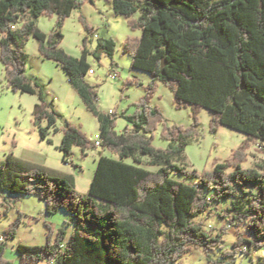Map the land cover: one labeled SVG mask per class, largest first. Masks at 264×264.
<instances>
[{"label":"trees","instance_id":"16d2710c","mask_svg":"<svg viewBox=\"0 0 264 264\" xmlns=\"http://www.w3.org/2000/svg\"><path fill=\"white\" fill-rule=\"evenodd\" d=\"M85 1L96 0H0V62L4 66L7 90L39 97L34 108V124L43 140L58 133L59 114L45 99L43 87L26 75L29 54L26 43L38 42L44 59L53 60L67 71L69 83L83 99L84 106L99 122L102 147L120 160L101 155L88 195H81L72 175L21 161L14 155L0 161V190L11 195H34L46 204V213L64 210L73 226L71 237L63 228L55 233L46 222L48 240L40 246L20 244L19 264H179L193 248L202 249L211 264H240L239 254L251 256L264 247V166H243L253 143L264 145V0H112L117 15L123 16L139 38H127L123 53L133 69L145 71L153 84L133 115L123 114L132 126L123 134L115 131V115L97 107L98 87L87 82L92 67L90 56L114 59L116 42L101 39L91 52L84 41L82 58L64 49L63 27L67 18L82 9ZM140 14L139 18L133 17ZM57 17L51 33L36 23L43 16ZM85 32L97 36L81 18ZM156 82L170 87L176 109L188 107L192 127L165 124L151 99ZM211 113L213 133L222 126L244 133L242 147L214 169L199 173L178 163L186 147L200 137L198 115ZM46 123L42 127V123ZM163 124L162 138L170 142L157 149L152 138ZM75 146L86 150L97 147L80 129L67 125L60 151L69 164ZM136 164L156 167L149 171ZM172 175H181L179 181ZM219 215L226 221L216 235L203 231L194 220L210 212L213 203L230 200ZM11 225L6 239L16 238ZM234 230L232 250L223 248L225 230ZM244 229L243 232H239ZM5 243L0 244V264ZM220 250V258L211 252ZM258 264H264V261Z\"/></svg>","mask_w":264,"mask_h":264},{"label":"rangeland","instance_id":"374dc122","mask_svg":"<svg viewBox=\"0 0 264 264\" xmlns=\"http://www.w3.org/2000/svg\"><path fill=\"white\" fill-rule=\"evenodd\" d=\"M112 0H96L94 4L85 1L82 9L76 10L71 17L67 18L63 27L64 40L61 48L75 58H82L84 41L87 49L93 52L101 39H114L116 42V53L114 59L103 55L99 61L94 56L88 59L94 71L88 74L86 80L93 86H97L98 102L97 107L104 114H113L115 120V131L123 134L131 130L132 126L123 114L133 115L137 106L146 96L148 89L153 84V78L145 71L133 69L131 58L123 53V44L128 37L139 38L141 30L133 31L128 20L117 15L113 9ZM140 14L134 15L133 19L139 18ZM81 18L94 28L96 34L88 35ZM40 30L46 34L52 32L57 25L55 15L43 16L36 20ZM38 41L31 37L26 43V51L29 54V63L26 75L43 87L44 96L49 107L59 114L57 126L59 132H51L48 140H43L40 135V128L34 124V108L40 103L37 95L14 93L7 90V82L4 75V66L0 62V161H7L11 154L21 161L50 168L62 175H72L75 178L76 190L81 195H88L92 180L101 155L120 160L105 147H92L86 150L83 155L82 149L75 146L71 162L66 164L63 160V153L59 150L64 129L72 125L82 131L83 134L94 143L96 135L99 136L100 128L98 118L85 106L83 99L69 83L67 71L59 67L53 60L44 59L39 52ZM117 74V78L111 79L108 74ZM152 107H158L164 116L165 124L169 126L192 127L195 123L192 110L188 107L176 109L174 95L170 87L156 82L155 91L151 99ZM112 111V112H111ZM198 131L200 137L186 147L184 160L179 165L187 167L189 171L204 173L214 169L216 161L228 160L234 152L239 150L247 136L244 133L234 131L222 126L213 133L210 128L211 113L202 110L198 115ZM42 127L46 123H42ZM164 125L160 124L154 132L152 144L157 149L166 150L170 142L162 138ZM247 160L243 166L248 169L264 166V146L253 143L247 150ZM127 164L139 165L149 171H156V167L146 165L148 158L143 159V164H136L132 159H125ZM172 178L179 181H187L181 175H172ZM230 200L221 204L213 203L210 212L195 219L194 222L203 223V231L208 235H216L224 227L226 221L220 218L225 208L230 206ZM21 219L17 225L16 238H10L5 243L4 259L12 264H19L17 247L20 244L40 246L48 240V222L52 230L57 233L61 228L67 233V239L71 237L73 226L70 223V216L60 210L54 215L46 213V204L34 195H11L0 190V238L6 239V232L11 225ZM240 229L239 232H243ZM225 243L223 248L232 250L236 242L234 230H225ZM211 256L216 260L220 258V250L215 249ZM240 264H258L264 261V247L257 250L252 257L239 254ZM39 264H51L43 261ZM179 264H211L205 252L200 248H193L192 251L181 259Z\"/></svg>","mask_w":264,"mask_h":264},{"label":"built area","instance_id":"2783aa9c","mask_svg":"<svg viewBox=\"0 0 264 264\" xmlns=\"http://www.w3.org/2000/svg\"><path fill=\"white\" fill-rule=\"evenodd\" d=\"M96 37H98V35ZM93 73H94V71L91 70L90 74H93ZM108 76H109V78L114 79V80L117 78V74H114V73H110V74H108ZM94 143L97 146V148L102 147V139L100 138V136L96 135V139H95ZM261 146H264V145H261ZM0 242H3V238H0Z\"/></svg>","mask_w":264,"mask_h":264}]
</instances>
